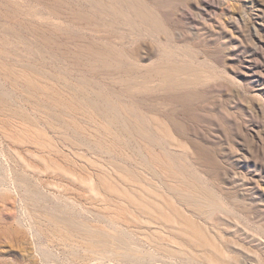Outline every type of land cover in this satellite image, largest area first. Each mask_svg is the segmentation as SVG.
<instances>
[{
  "label": "rangeland",
  "instance_id": "374dc122",
  "mask_svg": "<svg viewBox=\"0 0 264 264\" xmlns=\"http://www.w3.org/2000/svg\"><path fill=\"white\" fill-rule=\"evenodd\" d=\"M0 264H264V0H0Z\"/></svg>",
  "mask_w": 264,
  "mask_h": 264
}]
</instances>
